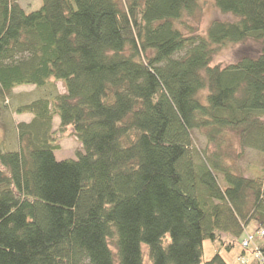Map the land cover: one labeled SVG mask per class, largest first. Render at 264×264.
Masks as SVG:
<instances>
[{
  "label": "trees",
  "instance_id": "obj_1",
  "mask_svg": "<svg viewBox=\"0 0 264 264\" xmlns=\"http://www.w3.org/2000/svg\"><path fill=\"white\" fill-rule=\"evenodd\" d=\"M200 1L0 0V102L51 91L14 106L31 119L0 144V264H230L204 260V241L230 250L264 228V169L245 175L225 149L232 134L264 154V0H214L234 20L194 34ZM248 41L258 56L211 65ZM56 115L76 158H56Z\"/></svg>",
  "mask_w": 264,
  "mask_h": 264
},
{
  "label": "rangeland",
  "instance_id": "obj_2",
  "mask_svg": "<svg viewBox=\"0 0 264 264\" xmlns=\"http://www.w3.org/2000/svg\"><path fill=\"white\" fill-rule=\"evenodd\" d=\"M18 2L26 12L39 9L42 5V0H18ZM200 8L201 9L198 11L196 17L188 18L186 20L193 26L194 34H204L215 20H234V16L232 14L222 13L216 7L214 0H201ZM183 29L187 34L191 32L190 27H183ZM260 52L261 46L254 41H248L243 44L228 43L217 48L213 56L211 65H227L238 61L243 56H258ZM56 85L59 92H65V87L62 82H56ZM50 93L51 91L47 86L36 87L31 85H23L17 87L11 94V96H9L4 102H0V144H4L10 150L16 149L17 135L15 132V125L19 122H26L31 119L30 114H17L16 112H14V106L18 103H28L38 97H49L51 96ZM60 124V117L56 115L54 117V128L57 131L56 136L58 139V143L60 144V149L55 152L56 158L58 160L76 158L77 152L83 150L82 143L74 134L72 126H69L64 132H61L59 131ZM193 135L199 149L201 150V155H204V153L215 149V146L207 144L206 136L199 130H194ZM228 140L229 141L225 149L231 157L230 161L232 163H238L245 175L253 176L264 169V154L253 148L244 147L241 140L232 134H229ZM256 230L257 226L254 222H252L246 228L242 237L237 240L236 252H241L242 249H251V256L257 264L254 250L258 246L254 245L263 244L264 238L257 237ZM246 233L256 235L254 242L248 249H245L242 245V239L244 238ZM203 247L204 260L211 259L217 251H222L227 259H229V255L232 254L226 252V249L223 248L220 242H212L209 239L204 241ZM144 249L146 250V246H144ZM232 257H235V253L232 254ZM243 257L244 256H239L238 260L242 264H247L249 260L245 263L243 262ZM245 259L247 260L248 258Z\"/></svg>",
  "mask_w": 264,
  "mask_h": 264
},
{
  "label": "built area",
  "instance_id": "obj_3",
  "mask_svg": "<svg viewBox=\"0 0 264 264\" xmlns=\"http://www.w3.org/2000/svg\"><path fill=\"white\" fill-rule=\"evenodd\" d=\"M257 232V237L259 238H264V228H260L256 230ZM256 235L255 234H250V233H246L245 237L242 239V245L245 249H248L252 243L255 240ZM255 252V258L257 260V264H264V257L262 255V253L259 251L258 247L254 250ZM245 257V256H244ZM243 259V262H247L248 259L246 260L245 258Z\"/></svg>",
  "mask_w": 264,
  "mask_h": 264
},
{
  "label": "crops",
  "instance_id": "obj_4",
  "mask_svg": "<svg viewBox=\"0 0 264 264\" xmlns=\"http://www.w3.org/2000/svg\"><path fill=\"white\" fill-rule=\"evenodd\" d=\"M252 223V222H251ZM250 223V224H251ZM255 223V225L257 226V223L256 222H254ZM249 224V225H250ZM245 237V236H244ZM225 239L226 240H230V238L229 237H227V236H225ZM240 245H241V243H240ZM261 244H255L254 246H260ZM226 252H228V253H235V257L233 258L232 257V254H230L229 256V259H227L225 256H224V254H223V252L222 251H220V253L222 254V256L230 263V264H242L239 260H238V258H239V256H245L246 258H248V260H249V262L247 263V264H256V261L252 258V256H251V254H252V250L251 249H249V250H244V249H242V251L241 252H239V251H237L236 252V245L234 246V247H232L230 250H227L226 249ZM236 254H237V256H236Z\"/></svg>",
  "mask_w": 264,
  "mask_h": 264
}]
</instances>
